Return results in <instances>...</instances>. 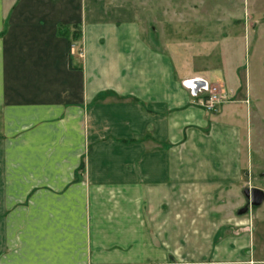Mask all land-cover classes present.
Listing matches in <instances>:
<instances>
[{
	"label": "crops",
	"instance_id": "obj_1",
	"mask_svg": "<svg viewBox=\"0 0 264 264\" xmlns=\"http://www.w3.org/2000/svg\"><path fill=\"white\" fill-rule=\"evenodd\" d=\"M153 24L125 0H0V264H264V199L227 204L258 167L264 60L206 111L224 69Z\"/></svg>",
	"mask_w": 264,
	"mask_h": 264
},
{
	"label": "rangeland",
	"instance_id": "obj_2",
	"mask_svg": "<svg viewBox=\"0 0 264 264\" xmlns=\"http://www.w3.org/2000/svg\"><path fill=\"white\" fill-rule=\"evenodd\" d=\"M125 1H128L134 7L139 18L145 19L151 24L154 23L156 32L159 31L163 41H168L171 34L178 35L179 41H185L186 36L195 42L204 39L203 41L208 46L204 51L210 58L211 63L213 65L218 63L227 74L224 81L225 85L220 83L221 80H216L218 84H208V88L217 86L224 93L226 99L224 102L233 99L228 87H232L238 82V80H236L237 82L234 81L235 72L240 73L241 77L244 78L249 71V67L251 69L254 65H257L258 60H264V0ZM175 4H178L177 9ZM176 19H187L190 24H188V27L176 26L178 24ZM262 89L264 94V86ZM259 110L264 119V107L259 108ZM242 111L245 116L244 106ZM259 121V118L257 121L254 115L252 116L253 135L260 136L261 127L264 131V123ZM253 147L251 157L253 163H258V167H255L254 170L253 180L247 179L240 186H234L228 191L231 194L228 196L227 204L232 211V215L236 214V210L247 203L243 194L244 188L258 187L264 190V183L258 180L260 172H257L256 169L260 168L261 171H264V141L262 138L255 141ZM262 175H264V172ZM255 210L256 207L249 206V217L250 212Z\"/></svg>",
	"mask_w": 264,
	"mask_h": 264
},
{
	"label": "built area",
	"instance_id": "obj_3",
	"mask_svg": "<svg viewBox=\"0 0 264 264\" xmlns=\"http://www.w3.org/2000/svg\"><path fill=\"white\" fill-rule=\"evenodd\" d=\"M72 53L74 52L73 47L71 48ZM79 56H82V52L79 51ZM205 94L201 98V105L206 111H215L217 106L224 102L226 99L224 93L219 90L217 86L204 87Z\"/></svg>",
	"mask_w": 264,
	"mask_h": 264
},
{
	"label": "water",
	"instance_id": "obj_4",
	"mask_svg": "<svg viewBox=\"0 0 264 264\" xmlns=\"http://www.w3.org/2000/svg\"><path fill=\"white\" fill-rule=\"evenodd\" d=\"M243 194L247 199V203L237 210V214L241 215L249 210V206H259L264 199V190L258 187H246Z\"/></svg>",
	"mask_w": 264,
	"mask_h": 264
},
{
	"label": "flooded vegetation",
	"instance_id": "obj_5",
	"mask_svg": "<svg viewBox=\"0 0 264 264\" xmlns=\"http://www.w3.org/2000/svg\"><path fill=\"white\" fill-rule=\"evenodd\" d=\"M247 200V199H246Z\"/></svg>",
	"mask_w": 264,
	"mask_h": 264
}]
</instances>
